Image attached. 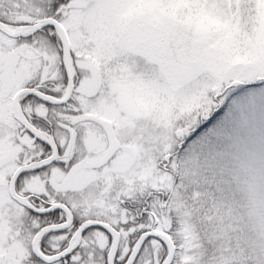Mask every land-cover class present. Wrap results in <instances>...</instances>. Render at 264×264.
<instances>
[{
  "label": "snow or ice",
  "instance_id": "obj_1",
  "mask_svg": "<svg viewBox=\"0 0 264 264\" xmlns=\"http://www.w3.org/2000/svg\"><path fill=\"white\" fill-rule=\"evenodd\" d=\"M0 264H264V0H0Z\"/></svg>",
  "mask_w": 264,
  "mask_h": 264
}]
</instances>
